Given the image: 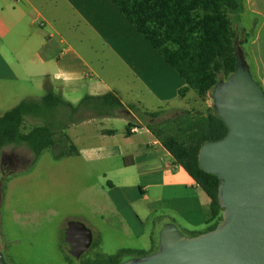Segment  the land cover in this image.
<instances>
[{"label": "crops", "instance_id": "1", "mask_svg": "<svg viewBox=\"0 0 264 264\" xmlns=\"http://www.w3.org/2000/svg\"><path fill=\"white\" fill-rule=\"evenodd\" d=\"M238 25L251 35L241 54L264 91V0H243ZM0 82L51 90L72 105L114 93L123 108L112 115L80 107L69 116L64 107L63 131L78 152L63 158L98 171L119 226L136 238L148 220L152 242L166 222L186 234L205 226L210 198L145 121V112L176 107L185 82L110 0H0Z\"/></svg>", "mask_w": 264, "mask_h": 264}, {"label": "trees", "instance_id": "2", "mask_svg": "<svg viewBox=\"0 0 264 264\" xmlns=\"http://www.w3.org/2000/svg\"><path fill=\"white\" fill-rule=\"evenodd\" d=\"M110 1L184 80L185 86L178 91L181 97L189 89H193L202 100L211 96L215 83L235 70V42L241 52L242 46L251 37L249 32L241 33L237 26L243 0ZM255 81L262 88L260 82ZM64 107L69 109V116L80 107L103 116L115 114V110L122 109L123 105L112 92L86 94L76 105L51 90L39 98H22L0 114V148L9 144H24L35 161L43 150L55 143L58 132V140L66 145L54 154V159L77 154L74 144L63 131V114L60 111ZM129 108L134 109V105H129ZM160 112L145 114L155 118ZM26 117L36 118L40 123L24 131ZM131 126L128 122L126 129ZM146 127L170 153L174 162L182 166L210 198L211 216L205 221V226L187 234L195 235L213 229L221 220L217 199L218 178L204 171L197 159L198 150L204 142L218 140L227 132V126L217 116L213 103L204 111L184 110L156 124L148 123ZM96 244L97 240L92 241V245ZM152 251L154 249L124 247L112 254H97L83 259L81 264H119L129 257Z\"/></svg>", "mask_w": 264, "mask_h": 264}, {"label": "rangeland", "instance_id": "3", "mask_svg": "<svg viewBox=\"0 0 264 264\" xmlns=\"http://www.w3.org/2000/svg\"><path fill=\"white\" fill-rule=\"evenodd\" d=\"M22 82H0V114L25 97L39 98ZM213 103L212 95L204 100L190 89L175 106L160 112L153 124L181 111H204ZM152 110L156 105H148ZM136 108V107H134ZM67 112L61 108L60 113ZM138 112L137 109L133 110ZM84 116L87 111H83ZM138 114V113H137ZM63 123L66 119L63 118ZM40 121L26 117L23 130ZM55 143L33 161L24 144H9L0 148V252L8 264H81L97 254L107 255L120 248L154 249L158 235L151 241L153 222H146L145 232L136 238L119 226L117 215L105 194V181L97 170L78 157L54 159L65 142ZM82 222L92 232L91 245L78 257L63 246L61 231L66 222Z\"/></svg>", "mask_w": 264, "mask_h": 264}, {"label": "water", "instance_id": "4", "mask_svg": "<svg viewBox=\"0 0 264 264\" xmlns=\"http://www.w3.org/2000/svg\"><path fill=\"white\" fill-rule=\"evenodd\" d=\"M235 70L218 80L213 106L227 126L224 137L204 142L200 167L218 178L221 220L210 230L183 233L166 222L157 249L119 264H264V91L234 44ZM68 254L81 255L92 243L82 222L69 220L61 231ZM0 264H8L0 252Z\"/></svg>", "mask_w": 264, "mask_h": 264}, {"label": "built area", "instance_id": "5", "mask_svg": "<svg viewBox=\"0 0 264 264\" xmlns=\"http://www.w3.org/2000/svg\"><path fill=\"white\" fill-rule=\"evenodd\" d=\"M133 127V126H132Z\"/></svg>", "mask_w": 264, "mask_h": 264}]
</instances>
